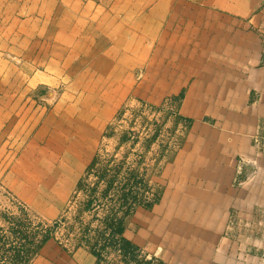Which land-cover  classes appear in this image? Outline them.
I'll return each instance as SVG.
<instances>
[{
  "label": "rangeland",
  "instance_id": "1",
  "mask_svg": "<svg viewBox=\"0 0 264 264\" xmlns=\"http://www.w3.org/2000/svg\"><path fill=\"white\" fill-rule=\"evenodd\" d=\"M128 1L0 0V264H171L124 242L110 217L136 219L135 229L170 219L161 200L175 179L170 164L186 143L197 146L193 137L206 132L198 125L216 122L217 105L202 118L201 96L154 94L147 64L134 62L144 44L152 53L153 25L128 7L130 20L111 21ZM122 51L127 78L115 79L106 57ZM222 107L230 117L237 109ZM256 149L232 183L258 189L259 216L237 226L242 248L264 259V137ZM224 176L211 168L201 178L212 187Z\"/></svg>",
  "mask_w": 264,
  "mask_h": 264
},
{
  "label": "crops",
  "instance_id": "2",
  "mask_svg": "<svg viewBox=\"0 0 264 264\" xmlns=\"http://www.w3.org/2000/svg\"><path fill=\"white\" fill-rule=\"evenodd\" d=\"M126 7L130 13L136 9L141 24L153 25L152 53L144 44L134 62L147 64L143 75L155 81L154 94L177 95L185 89L201 96L200 117L214 116L215 104L218 119L198 125L205 135L193 137L197 146L186 143L170 164L175 179L170 178L161 199L170 219H145L138 229L136 219H127L123 237L171 264H261L258 248H242L246 237L237 226L246 222L247 213L249 223L259 216L258 189L232 180L242 173L241 160L259 156L256 142L264 137V0H132L114 6L119 17L111 21L130 20ZM124 54L106 57L110 72L120 73L115 79L127 78L121 74L131 57ZM222 103L235 105L233 117ZM225 161L232 162L229 168ZM211 168L225 175L217 179L218 186L201 178ZM187 176L197 185H188ZM165 228L168 245L160 241ZM247 239L257 246L255 233Z\"/></svg>",
  "mask_w": 264,
  "mask_h": 264
},
{
  "label": "trees",
  "instance_id": "3",
  "mask_svg": "<svg viewBox=\"0 0 264 264\" xmlns=\"http://www.w3.org/2000/svg\"><path fill=\"white\" fill-rule=\"evenodd\" d=\"M109 222H110L109 225H110L111 228L117 229L118 234H119V236H121L122 240H123L124 242H126V243L132 245L131 242H129L128 240H126V239L123 237V232H124V230H125V226H124L123 220H120L119 218H116V217H110V221H109ZM116 226H118L119 228H117ZM120 226H121V228H120ZM49 238H50L49 233L46 234V235H44L43 239L39 242L38 247H39L40 245H43L45 242H47V240H49Z\"/></svg>",
  "mask_w": 264,
  "mask_h": 264
},
{
  "label": "bare ground",
  "instance_id": "4",
  "mask_svg": "<svg viewBox=\"0 0 264 264\" xmlns=\"http://www.w3.org/2000/svg\"><path fill=\"white\" fill-rule=\"evenodd\" d=\"M25 34V33H24ZM32 37V36H31Z\"/></svg>",
  "mask_w": 264,
  "mask_h": 264
}]
</instances>
